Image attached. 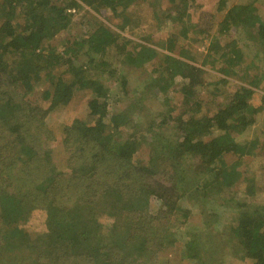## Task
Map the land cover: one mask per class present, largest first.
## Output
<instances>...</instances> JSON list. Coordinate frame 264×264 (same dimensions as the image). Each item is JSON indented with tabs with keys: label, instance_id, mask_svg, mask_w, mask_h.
Segmentation results:
<instances>
[{
	"label": "trees",
	"instance_id": "trees-1",
	"mask_svg": "<svg viewBox=\"0 0 264 264\" xmlns=\"http://www.w3.org/2000/svg\"><path fill=\"white\" fill-rule=\"evenodd\" d=\"M135 1L0 0V264H152L154 255L171 254L178 239L185 240L182 260L188 264H224L227 248L232 254L226 256L240 255L235 262L264 264V204L230 200L237 213L225 236L175 232L170 224L189 221L184 193L195 192L205 206L239 181L235 168L223 177L219 163L227 166L235 156L231 165H243L252 142L264 150V72L244 61L236 39L252 28L264 46V0H182L213 14L217 29L206 52H197L202 60L160 54L97 18L120 19L117 30L123 32L130 20L119 8ZM82 6L93 15L87 32L73 37L72 13ZM175 49L171 38L165 51L172 55ZM113 55L132 67L164 58L159 73L185 81L186 110L146 128L139 119L147 98L141 96L135 108L112 111L107 84L119 83L124 95L128 87ZM203 67L220 77L207 81ZM221 95L225 103L215 100ZM55 113L72 114L62 129L67 172L53 162L44 124ZM172 121L181 138L175 143L160 133ZM127 130L132 134L115 147V137ZM251 134L250 142L235 139ZM207 175L216 183L196 184ZM152 200L163 206V216L152 214ZM160 217L170 222L157 223ZM21 226L31 228L18 233ZM9 231L13 238H7Z\"/></svg>",
	"mask_w": 264,
	"mask_h": 264
},
{
	"label": "rangeland",
	"instance_id": "rangeland-1",
	"mask_svg": "<svg viewBox=\"0 0 264 264\" xmlns=\"http://www.w3.org/2000/svg\"><path fill=\"white\" fill-rule=\"evenodd\" d=\"M239 1L230 0V3L235 4ZM119 12L123 13L130 20L123 32L117 30V26L121 23L120 19H112L111 17V21H109L99 16L97 18L116 30V32L132 39L136 44L145 45L160 52V54L175 58H180V54H185L189 57L202 60L200 55H197V52L202 54L206 52V48L209 42L213 40L217 29V26L213 22L214 17L212 12L210 13L209 10L204 9L200 3H195L192 6L188 5L187 7L182 0H136L130 5L119 8ZM72 14L73 24L69 32L73 37L81 36L88 30L86 25L87 20H89L88 14L93 15V13L87 7L82 6L80 10H75ZM171 38L176 40L175 53L172 55L165 51V46ZM236 39L239 40L240 46L244 51V61L246 63L256 62L263 70L262 72H264V46L258 40L255 30L244 28L240 31V34L236 35ZM111 60L115 68L122 70L128 86L124 95L119 83L111 81L107 84L112 91L109 100L112 111L125 110L127 107L136 104L138 99L143 96L147 100L145 103L140 102L141 116L139 121L141 125H144L143 128H146V123H150L151 121L159 122L165 117L173 119L186 110V102L182 92L185 81L176 75L172 78H163L161 73H159V64H162L164 58H156L145 65L136 64L135 67L126 64H124L126 66H122L114 55L111 57ZM194 65L200 67L198 64ZM203 70L210 74V76H205L207 81L220 77L219 74L209 68L203 67ZM254 73L256 74V72ZM119 76L121 74L118 71L117 77ZM231 83L241 84V82L234 79H232ZM260 86V90L264 91V84ZM215 100L217 103L226 102V98L223 95L218 96ZM259 119H262V115H260ZM71 121L72 114L70 113L50 114L44 121L45 127L51 132L52 141H50V145L53 149V162L58 170L64 172L68 170L66 169V154L63 147L64 136L62 129L63 125H67ZM161 132H163L164 139L169 140L171 143L179 142L181 139L179 132L176 131L174 121L168 122L163 126L160 129ZM124 133L115 137V147L123 143L132 134L128 130ZM252 137V134L247 137L236 135L235 139L240 143H244L247 142V139L249 142L250 140H254ZM147 141L150 142V139H147ZM147 141L145 140L144 142L147 144ZM257 147L258 145L255 142L247 145L246 151L247 153H251L252 156H245L243 161H241L243 165H231L233 161L237 162V157L235 156L226 159L227 166L222 163L218 164V168L225 171L223 177L231 175L235 168L239 173V181L229 187L226 186L225 192H222L221 198L216 203L211 202L202 206L198 202L199 197L195 192L184 193L185 197L182 199V205L189 216V221L185 225L180 223L178 225L177 222L170 223L176 229L173 231H182L184 233L188 231L194 234L201 233L203 236L205 233L213 232L225 236L226 234H230L231 227L235 224L234 219L237 213L236 209L229 208L228 202L230 200L247 202L251 206L264 204V150L259 151ZM144 154L146 153L144 152ZM197 162L195 161L194 164ZM185 163L189 164V162ZM161 171L166 170L161 169ZM165 176L166 174L162 175L161 173L158 177L161 181L166 182L165 180L169 177ZM216 181L217 178L213 175H207L204 183L196 182V184H215ZM248 184H252L251 195L246 194ZM151 202L152 214L163 216L164 214L161 212L163 206H161L160 202L156 200H152ZM203 210L206 212V214H203L204 217L201 216ZM204 220L208 223L205 226L206 229L202 228ZM166 221L170 222V219L168 217H160L157 223L165 224ZM30 228L29 226H21L18 229V233L28 231ZM2 230L4 229L0 227V231ZM3 233L7 232L4 231ZM13 236V231H9L7 238H13ZM184 245L185 240L178 239L171 254L168 251H162L154 255L152 264H188V261L182 260L185 250ZM224 254V264H240L239 262H235L239 258L237 256L240 255L226 256V254H232L231 249L227 248Z\"/></svg>",
	"mask_w": 264,
	"mask_h": 264
}]
</instances>
